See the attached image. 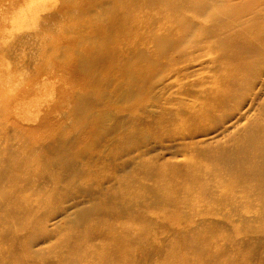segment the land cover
<instances>
[{"label":"rangeland","instance_id":"rangeland-1","mask_svg":"<svg viewBox=\"0 0 264 264\" xmlns=\"http://www.w3.org/2000/svg\"><path fill=\"white\" fill-rule=\"evenodd\" d=\"M79 1L0 0V144L11 145L20 160L34 148L38 149L37 154L52 162H57L58 158L52 154L55 148L65 150L69 156L82 152L83 168L88 170L89 176L107 175L108 178L97 184L104 194L93 198L94 192L90 190L96 189L95 185L84 192L77 183H65L67 174H63L58 193H63L64 199L56 205L49 193H40L44 201L51 203L43 206L42 201L38 202L39 211L31 217L44 219L43 224L21 227L4 245L13 251L14 241L19 243L13 255L18 256L20 262L29 256L33 264H58L62 239L71 234L77 236L85 228L87 232L92 231L95 216L86 212L92 210L95 203L108 202L111 226L116 227L111 235L112 244L124 237L120 228L122 220L139 219L148 228L141 241L123 243L129 251L128 260L123 264L127 261L128 264L131 261L162 263L177 237V230L181 232L190 227L213 229L227 237V241L214 242L223 248L224 260L231 259L236 264H264V211L259 208L256 212H243L225 200H218L212 208L205 206L200 208L201 212L187 213L188 219L173 225L156 215L160 210L169 215L172 211L167 210L168 206L151 204V197L147 202L132 206L116 198L122 183L139 172L142 161L179 169L193 150L234 156L241 150L237 149L239 146H253L251 138L263 149L257 150L254 156L255 160L262 161L256 175L259 183L264 184V0H150L149 5L138 6L124 0L129 6L128 13L111 16V39H115L111 47L115 48L116 55L109 65L111 79L102 84L99 82L103 80L105 67L98 65L92 70V75H98L94 83L90 73H82L84 71L78 70L73 62L81 53L88 55L90 51V44L80 41L90 38L88 31L79 32V26H75L78 11H98V7L88 9ZM118 2L106 0L105 4L113 8L111 13L114 9L123 12L124 5ZM120 27L125 35L134 29L145 41H149L148 34L156 31L171 48L180 33L186 36L184 49L177 50V66L146 93L127 87L126 79L117 74L122 69L119 59L125 57L130 61L132 54H136L122 50L118 44ZM102 29H106V22L101 24ZM99 34L103 37V32ZM247 40L259 44L253 47L251 42L247 46L248 53L239 55L244 51L242 41ZM139 50V55H143V63L139 64L144 67L145 51L140 45ZM70 55L73 61L68 63ZM221 90H233L234 94L204 126L198 124L185 133L142 134L144 128H155L159 117L166 115L162 113H170L180 99L196 109ZM126 142L132 143L127 149ZM40 168L43 169L41 165ZM240 175L245 181L246 173L240 170ZM43 176L38 184L45 190L49 179L47 174ZM5 178L0 185L5 197L0 203L7 202L6 210H9L13 205L8 203L11 193H17L9 191L11 183ZM148 185V182L144 184ZM132 228L131 232L136 233L135 227ZM97 234L99 231L92 235V249L98 247ZM111 259L119 261L113 256Z\"/></svg>","mask_w":264,"mask_h":264},{"label":"bare ground","instance_id":"bare-ground-1","mask_svg":"<svg viewBox=\"0 0 264 264\" xmlns=\"http://www.w3.org/2000/svg\"><path fill=\"white\" fill-rule=\"evenodd\" d=\"M117 1H119V4L124 5V7H122L124 10L123 12H118L117 9H114V12L111 13L112 7H106V0L79 1L81 5L87 6L86 8L88 9L89 6L98 7V11L87 12L85 10V12L81 13L78 11L79 14L76 16L77 19L75 18L77 20L75 21V26L77 25L76 28L79 26L80 29L77 28L79 32L80 30L88 31L87 35H89L90 38L85 41L83 39L84 42L82 40L80 41L82 44H90V51L88 55L81 53L82 56L78 55L74 61L72 55H70L67 62L70 63L73 61L78 70L84 71L82 73H90V75H88L89 77L91 76L94 83H97L98 75H92L91 72L92 70H96L95 68H97L98 65L105 67L103 68V80L100 81L99 84L111 79V66L109 65H111V61L116 55L114 53L115 48L111 47V43L115 42V39H111V16L126 15L129 11V6L123 3L124 0ZM126 1H128L130 5L137 6L145 3H148V5L150 4V0ZM105 22L106 29H102L101 31V24ZM231 24L232 23H227L228 26ZM99 32H103V37L100 36ZM123 32L124 31L120 27L119 36L117 37V39H119L118 44L122 46V50H129L136 54H132L134 57L131 58L130 61L125 57L123 60L119 59L122 63V69L121 72L117 74H119V77L126 79L127 87L136 88L142 91V93H146L152 85L159 83L169 76L172 71L170 70L171 68L177 66L179 59H177V50L184 49L186 36L180 33L178 35V41L176 42V37L175 45L171 48L156 31L148 34L149 41H145L144 39L146 38L144 36L137 35L134 29L129 31V35H125ZM135 38H138L136 41L137 44L135 41L132 43ZM228 41L230 42V40ZM252 41L253 40H247L246 42L242 41L241 45L244 51L240 52L239 55H246L248 53L247 46L250 45ZM99 43L100 46H98ZM226 43L227 42H225V44ZM251 44L253 47H257L259 42L254 41ZM139 45L143 47L145 51L146 62L144 67L140 65L143 63L141 60L143 55H139L141 53L140 50L138 52ZM153 57H156L155 61H151ZM85 58H87V60ZM137 61L139 62L137 63ZM86 66H88V68H86ZM123 69H126V71L124 72ZM200 84L202 85L203 83ZM219 87L220 86H217L218 90L221 89ZM130 90L131 89L128 88L127 92L129 93ZM207 94L210 95V93ZM233 94V90H221V92H216L210 96L207 104L199 103L200 105L196 109L193 108L192 104L189 105L188 102L183 103L184 101L182 102L180 101L182 99H180L173 105L170 113H162L166 115H161L159 117L160 120L155 128L154 126H146L147 128L141 129L142 134L148 136L149 134H156V132H158V134L185 133L195 129L198 124L202 127L208 122L207 120L210 116L211 118L214 117L212 115L217 113L215 112L217 109L228 104ZM138 103L141 104V100H139ZM93 130L94 128L92 131ZM254 140L256 139L251 138L253 143L251 148L249 147L250 144L239 146L237 149L241 150L234 156L221 155L218 153H202L193 150L194 152L189 155L187 161L179 169L173 168L172 166L161 167L148 161L141 160L140 167H138L140 168L139 172L134 174L135 177L133 175L129 176L128 179L122 183L119 189L120 193H116V198L118 197L123 203L132 206L137 202H147V199L151 197V204L165 205L169 208L167 210L172 211L171 215H169L162 213L160 210L156 215L160 219H166V221L173 225L179 224L184 218H187L185 217L187 213L194 214L201 212L202 210H200V208L205 206L208 209L212 208L218 200H225L231 203L233 207L241 209L243 212L244 210L245 212H249L250 210L253 212L259 210L264 211V184L261 185L259 183V179L256 175L262 161L260 159L255 160L256 158L254 156L256 152L258 153L259 150L262 151L263 149L258 148ZM10 143L13 142L9 141V144ZM126 144L127 146L125 148L127 149L132 143L126 142ZM35 150L38 149L34 148L32 151L30 150L31 152L20 160L16 150L11 145L2 146L0 144V185L3 180L6 179L5 177H8L11 183L9 191L13 192L15 190L17 193V195L11 193L12 197H10L8 203L13 205L9 210H6L7 202L5 204L0 203V264H33V258L31 259L29 256H26V258L20 262V258L13 255V251L16 250L15 248L20 247L17 241H14L13 251H10L4 244L9 241L21 227H36L37 224H43L44 219L41 220L38 217H31L32 214L37 215V211H39V208H37L38 202L42 201L43 206L51 203L44 201L39 194L43 193L45 195L49 193L51 196V198L49 197L50 200H55L52 203H56L57 205L59 201L64 199V194L58 193L63 174H67L65 183H77L84 192H87L92 185H95L96 189L90 190V192H94L93 198L96 195L102 196L104 194L98 189L99 185L97 184L108 177L107 175L101 174L94 178L89 176L87 173L88 170L83 168L82 161L84 159V153L79 152L69 156L65 150L61 149L60 151L58 148H55L52 154H56L58 158L57 162H52V160L47 158L44 159L42 155L37 154ZM40 165L43 169L40 168ZM86 165L89 166V163H86ZM71 170L73 172H71ZM240 170L242 173H246V180L248 181L242 180ZM43 174H47V178L49 179V186L46 187L47 189L45 190H42L41 185L38 184L39 178L40 180L41 178H45ZM147 182L150 186H144ZM256 186H258V188ZM1 190H4L2 186H0V202L5 197L4 191ZM236 191H238V194ZM107 203H95L93 209L86 212L87 215L95 216L93 225H91V229L93 228L92 231L90 230L87 232L88 229L85 228L82 233H77V236L71 234L62 239L61 247L63 250L56 259L58 264H123V262L128 260L129 251L123 243L129 240H134L136 242L139 240L141 241L147 232V225L139 219L128 218V220H122L120 228L124 233V237L121 241H118L119 243L112 244L111 241L113 240L111 235L116 232V227L113 226V228L111 226L112 213L111 210L109 211V209L106 208ZM256 208H259V210ZM33 218L34 220L31 221L30 219ZM88 219L89 218H87V220ZM132 227H135L136 233L131 232V230L134 229ZM94 231H99V234H97L98 247L96 249H92L90 244L91 241L94 240V236H92ZM177 231L178 234L176 239L170 244L169 249L165 253L164 261L160 264H236L235 261L231 259H223L225 256L223 248L216 245L214 242L227 241V237H223V235L216 233L213 229L202 227L200 230H194L190 227L185 231ZM111 252L113 254H111ZM112 256L119 261L113 262L111 259ZM126 263L128 264V261ZM131 264L135 263L131 261Z\"/></svg>","mask_w":264,"mask_h":264}]
</instances>
